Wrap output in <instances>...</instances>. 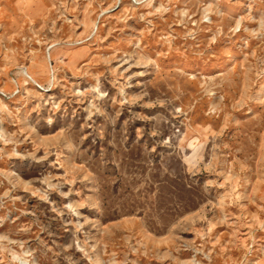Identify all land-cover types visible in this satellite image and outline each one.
I'll return each instance as SVG.
<instances>
[{
  "label": "rangeland",
  "instance_id": "rangeland-1",
  "mask_svg": "<svg viewBox=\"0 0 264 264\" xmlns=\"http://www.w3.org/2000/svg\"><path fill=\"white\" fill-rule=\"evenodd\" d=\"M0 264H264V0H0Z\"/></svg>",
  "mask_w": 264,
  "mask_h": 264
}]
</instances>
